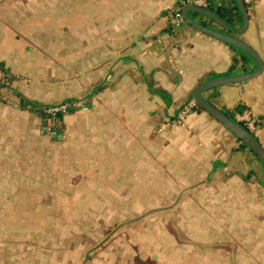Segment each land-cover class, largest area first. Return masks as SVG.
Listing matches in <instances>:
<instances>
[{
    "label": "crops",
    "instance_id": "obj_1",
    "mask_svg": "<svg viewBox=\"0 0 264 264\" xmlns=\"http://www.w3.org/2000/svg\"><path fill=\"white\" fill-rule=\"evenodd\" d=\"M182 1L0 0V68L12 76L0 88V213L43 211L44 198L53 203L61 182L83 173L100 182V195L115 197L123 182L149 185L161 173L165 195L180 197L178 210L188 214V240L165 248L170 264H264L260 160L205 111L173 124L194 89L239 58L184 17L173 22ZM254 2L248 29L235 37L259 54L263 71L219 87L212 101L239 122L245 113L259 120L252 131L264 149V0ZM246 66L235 73L258 67ZM67 101L87 108L64 115L63 129L53 118L44 129L38 110Z\"/></svg>",
    "mask_w": 264,
    "mask_h": 264
},
{
    "label": "rangeland",
    "instance_id": "obj_2",
    "mask_svg": "<svg viewBox=\"0 0 264 264\" xmlns=\"http://www.w3.org/2000/svg\"><path fill=\"white\" fill-rule=\"evenodd\" d=\"M67 114L52 117L55 126L65 128L59 116ZM157 174L149 185L123 182L124 194L115 197L100 195V182L83 173L61 182L53 203L44 198L43 211L0 213V264H170L165 248L188 240L181 225L188 214L178 210L180 197L165 195L167 183Z\"/></svg>",
    "mask_w": 264,
    "mask_h": 264
},
{
    "label": "water",
    "instance_id": "obj_3",
    "mask_svg": "<svg viewBox=\"0 0 264 264\" xmlns=\"http://www.w3.org/2000/svg\"><path fill=\"white\" fill-rule=\"evenodd\" d=\"M238 3L243 17H244V26L241 29H236L229 24H227L226 21L216 16L211 11L207 10L203 7H197V6H187L183 9V17L185 21L190 24L193 28L196 30L211 36L215 39H218L222 42H225L227 44H230L246 53H248L257 63V69L253 72H248L244 74H236L232 76H226V77H220L216 79L207 80L205 82H202L199 84L193 91V98L197 102V104L204 109L205 112H207L209 115H211L215 120H217L222 126H224L228 131H230L237 139H239L242 143H244L260 160L261 164L264 167V149L260 142L258 141L257 137L252 135L250 132L245 130L243 127L239 125V123L233 121L229 117H227L224 113H222L219 109L215 108L211 104H209L202 96L203 92H206L210 89L221 87L225 85L230 84H236L240 82H245L247 80H250L258 75H260L263 71V61L259 54L248 44L240 41L235 36L243 34L246 32L249 26V14L247 12V9L245 7L243 0H236ZM189 11H195L200 14H203L207 16L208 18L212 19L217 24L223 26L226 30H228L231 35L224 34L218 31H215L213 29L207 28L205 26H202L195 21H193L189 17ZM21 104H24V99H21ZM87 107L85 105L79 106V107H70V112L73 111H79L82 109H86ZM24 109L26 107L24 106ZM41 117L43 115L40 114ZM48 116L43 117V128L47 129L48 124ZM53 135H56L59 140L62 139V133L59 130H56L55 128L50 129Z\"/></svg>",
    "mask_w": 264,
    "mask_h": 264
},
{
    "label": "trees",
    "instance_id": "obj_4",
    "mask_svg": "<svg viewBox=\"0 0 264 264\" xmlns=\"http://www.w3.org/2000/svg\"><path fill=\"white\" fill-rule=\"evenodd\" d=\"M244 4H245V7H246L247 12L249 14L250 6H249V4H246L245 2H244ZM209 6H211V7L209 9H207V10L211 11L216 16H218L219 18H221L224 21H226L227 24H229L230 26L234 27V26H236V22H238L239 25L241 26V28H243V26H244V17H243L242 11H241L238 3L236 2V0H230V1H227V0H216V2H215V0H209L208 7ZM212 7H215V9H213ZM189 14H191L192 16H200L202 18H205V19L209 20L210 22H214L212 19L208 18L207 16H205L203 14H200L198 12H195V11H189ZM200 25L205 26L207 28H210V27L207 26V24H204V23H201ZM210 29H212V28H210ZM225 44L228 45L229 47L233 48L239 54V58L233 59V62H232V65H231L229 71L223 77L236 75L235 72H237L239 67H241V68L243 67V72H247L248 69H247L246 65L248 64V62L249 61H253L254 63H256L255 60L248 53H246V52H244V51H242V50H240V49H238V48H236V47H234V46H232L230 44H227V43H225ZM256 69H257V67H256ZM214 79H216V78H214ZM11 81H12V78L9 79V80H6L4 82H0V88L6 86ZM218 88L219 87H216V88L208 90L210 96L208 98H206V99L204 98L209 104H211L212 106H214L217 109H219V108L217 106H215V104L213 103L212 99H214L215 97L218 96V94H217ZM190 98L194 99L193 98V93H192ZM68 102H72V101H68ZM196 108L198 110H200V111H204V109H202L198 104H197ZM45 109L46 108L43 107L40 110H38L39 115L41 114V115H43V117L48 116L49 118H51L46 113ZM237 110H238V112H242L241 106H238ZM220 111L222 113H224L227 117L232 119L233 121L239 123V125L241 127H243L245 130L250 132L252 135H254V132L248 128V124L247 123L237 121L232 113L230 114V113L224 112L223 110H220ZM68 112H70V108H69ZM59 117L62 118V116H59ZM256 126H258V124ZM237 141L240 143V147L241 148L250 150L239 139H237Z\"/></svg>",
    "mask_w": 264,
    "mask_h": 264
},
{
    "label": "built area",
    "instance_id": "obj_5",
    "mask_svg": "<svg viewBox=\"0 0 264 264\" xmlns=\"http://www.w3.org/2000/svg\"><path fill=\"white\" fill-rule=\"evenodd\" d=\"M246 4H250V0H244ZM209 5V0H183L181 4L176 7L171 13V17L173 22L182 21L183 20V8L187 6H197L207 8ZM12 76L6 70L0 68V82H4L6 80L11 79ZM76 107L77 104L75 102H65L58 106H52L50 108H46V113L52 117H56L58 114H65L70 107ZM197 107V102L194 99H190L186 104H184L180 108V112L178 117L173 120V124L181 125L186 120L187 116L193 111L194 108ZM241 120L247 122L248 127L251 130H255L256 125L260 122L256 118H253L249 113H245L241 116Z\"/></svg>",
    "mask_w": 264,
    "mask_h": 264
}]
</instances>
